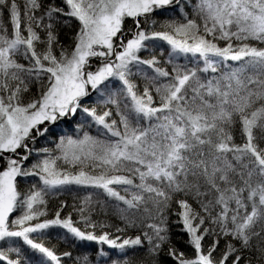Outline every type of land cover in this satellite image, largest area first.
I'll list each match as a JSON object with an SVG mask.
<instances>
[{
	"label": "snow or ice",
	"instance_id": "1",
	"mask_svg": "<svg viewBox=\"0 0 264 264\" xmlns=\"http://www.w3.org/2000/svg\"><path fill=\"white\" fill-rule=\"evenodd\" d=\"M0 264H264V0H0Z\"/></svg>",
	"mask_w": 264,
	"mask_h": 264
},
{
	"label": "trees",
	"instance_id": "2",
	"mask_svg": "<svg viewBox=\"0 0 264 264\" xmlns=\"http://www.w3.org/2000/svg\"><path fill=\"white\" fill-rule=\"evenodd\" d=\"M61 199H66L69 204L72 203V198L71 197H62ZM57 205H58V200L57 199H52L50 201V204H49V214L50 215L56 209ZM69 210L70 209L66 208L65 212H68ZM74 216H75V214H74ZM98 219H99V217H98ZM112 222L118 223L119 221L113 220ZM61 231L62 230H59V229L51 230L53 235L49 239H47L45 241V243L47 245H49L51 247H55L58 252H62L65 249V247H66L65 243L63 242V240H61L60 237L58 235H56V233L61 232ZM92 247H94V245ZM73 251H74V254H77L75 249Z\"/></svg>",
	"mask_w": 264,
	"mask_h": 264
}]
</instances>
